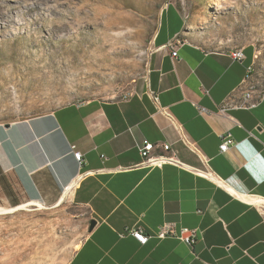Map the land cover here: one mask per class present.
<instances>
[{
    "label": "crops",
    "instance_id": "0c3cea01",
    "mask_svg": "<svg viewBox=\"0 0 264 264\" xmlns=\"http://www.w3.org/2000/svg\"><path fill=\"white\" fill-rule=\"evenodd\" d=\"M183 29L178 9L164 8L144 80L127 99H91L0 123V209L67 203L96 222L69 264H264V100L217 114L252 71L254 49L243 48L239 63L232 51L182 39ZM177 39L173 59L167 45ZM225 134L235 144L222 153ZM144 140L170 144L185 168L142 165ZM194 171H209L222 185ZM164 223L196 230L194 245L157 239ZM137 228L148 237L144 245L120 236Z\"/></svg>",
    "mask_w": 264,
    "mask_h": 264
},
{
    "label": "rangeland",
    "instance_id": "374dc122",
    "mask_svg": "<svg viewBox=\"0 0 264 264\" xmlns=\"http://www.w3.org/2000/svg\"><path fill=\"white\" fill-rule=\"evenodd\" d=\"M35 1L0 0L21 6L0 22V123L136 92L170 6L184 20L182 39L206 51L253 48L249 81L264 86V0H79L77 30L52 32L33 24L37 12L22 11ZM27 204L0 214V264H69L88 231L85 211Z\"/></svg>",
    "mask_w": 264,
    "mask_h": 264
},
{
    "label": "built area",
    "instance_id": "2783aa9c",
    "mask_svg": "<svg viewBox=\"0 0 264 264\" xmlns=\"http://www.w3.org/2000/svg\"><path fill=\"white\" fill-rule=\"evenodd\" d=\"M180 41L177 39L175 41L170 42L167 47L171 51V57L173 59L177 58V45ZM253 57H256L255 54ZM231 58L236 62H243L245 59L244 50L236 49L231 52ZM247 76L239 86V88L228 98H226L221 104H219L217 108V114L222 117H228L227 112L232 109H252L255 108L258 104H260L264 100V86L256 87L249 78L252 74L251 67L247 69ZM204 94H208V91L205 88H202ZM132 95V94H131ZM130 95V96H131ZM128 96V97H130ZM125 97L124 99H127ZM156 100V98H154ZM198 107V106H197ZM200 113L204 114L207 112L205 108L198 107ZM169 117V116H168ZM171 123L176 126V124L171 120ZM177 127V126H176ZM222 142L219 146L220 152H226L228 148L234 145V140L232 139L230 134H225L222 136ZM191 148V147H190ZM192 149V148H191ZM138 153L141 159V164L147 167H159L162 165H172L178 167H184L180 161L177 159V155L175 151L172 150L170 144L168 143H151L149 141L144 140L141 145L138 147ZM74 158L81 166L83 164L82 154L79 152L74 153ZM204 177L213 178L220 182L219 179L213 176V174L209 171L198 172L194 171ZM124 234H130L139 244H146L148 237H146L143 231L140 228L137 229H125L123 234L120 236H124ZM155 237L159 240L167 239V238H176L180 242L185 245L192 247L196 241L197 232L194 229H189L186 227L180 228L176 230L174 224L164 223L161 225Z\"/></svg>",
    "mask_w": 264,
    "mask_h": 264
},
{
    "label": "bare ground",
    "instance_id": "6f19581e",
    "mask_svg": "<svg viewBox=\"0 0 264 264\" xmlns=\"http://www.w3.org/2000/svg\"><path fill=\"white\" fill-rule=\"evenodd\" d=\"M78 1L79 0H46L45 3H42L39 0H36L35 2L30 4L31 6L27 8L26 11L23 9L22 11L26 12V14H29L32 11L37 12L39 14L38 15L39 19H35L33 24L39 27L43 31L45 30V28H47L48 31L50 32L63 31L65 29L77 30L78 23L80 20L78 17V13H77L79 11V8H76V6L78 5ZM48 2H54V4L52 6H48L47 5ZM20 7H21L20 5H10V4H4L1 2L0 3V22L3 21L6 16H9L13 10L20 9ZM59 8H62V10H60ZM73 8L75 9L74 11H72ZM46 15L59 16V18L47 19ZM63 200H61L59 204ZM29 205H34L37 207L42 206L38 202H30ZM21 207H25V206L20 205V206L13 207L10 209H0V214L14 212L20 209Z\"/></svg>",
    "mask_w": 264,
    "mask_h": 264
},
{
    "label": "water",
    "instance_id": "95a60500",
    "mask_svg": "<svg viewBox=\"0 0 264 264\" xmlns=\"http://www.w3.org/2000/svg\"><path fill=\"white\" fill-rule=\"evenodd\" d=\"M212 179H213V178H212ZM219 184L222 185L221 182H219ZM95 225H96V222H95L94 220H91V221L89 222V228H88V230L91 231Z\"/></svg>",
    "mask_w": 264,
    "mask_h": 264
}]
</instances>
